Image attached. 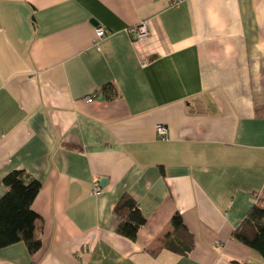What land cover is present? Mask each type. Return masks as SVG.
<instances>
[{"label": "crops", "instance_id": "crops-1", "mask_svg": "<svg viewBox=\"0 0 264 264\" xmlns=\"http://www.w3.org/2000/svg\"><path fill=\"white\" fill-rule=\"evenodd\" d=\"M176 1L0 0V198L25 169L45 221L37 252L0 264H264L233 236L264 207V0ZM125 192L148 218L137 240L116 232ZM176 212L187 256L161 242Z\"/></svg>", "mask_w": 264, "mask_h": 264}, {"label": "trees", "instance_id": "trees-1", "mask_svg": "<svg viewBox=\"0 0 264 264\" xmlns=\"http://www.w3.org/2000/svg\"><path fill=\"white\" fill-rule=\"evenodd\" d=\"M97 95L111 100L118 95V91L113 83H106ZM3 184L6 192L0 198V249L23 242L32 255L42 246L41 235L45 221L33 209L42 183L25 169H14L3 177ZM114 213L119 219L116 232L137 240L140 229L148 221L138 201L125 192L117 201ZM169 225L170 231L161 239L163 246L174 253L189 255L194 247L195 237L185 225L181 212L172 215ZM233 236L264 257V207L255 203L234 230ZM233 262L252 264L247 261Z\"/></svg>", "mask_w": 264, "mask_h": 264}, {"label": "built area", "instance_id": "built-area-1", "mask_svg": "<svg viewBox=\"0 0 264 264\" xmlns=\"http://www.w3.org/2000/svg\"><path fill=\"white\" fill-rule=\"evenodd\" d=\"M177 0L176 2H178ZM127 32L136 40L146 37L149 34V24L147 21H141L133 26L127 28ZM110 33V30L99 26L96 28V38L94 39V45L99 46L100 42L104 39V37ZM97 95L92 94L86 97L88 102H92ZM156 134L159 139L165 140L168 138L169 130L168 127L163 124L159 123L156 126ZM101 186L99 184L96 185L95 191H100Z\"/></svg>", "mask_w": 264, "mask_h": 264}, {"label": "water", "instance_id": "water-1", "mask_svg": "<svg viewBox=\"0 0 264 264\" xmlns=\"http://www.w3.org/2000/svg\"><path fill=\"white\" fill-rule=\"evenodd\" d=\"M91 23H92L94 26H99V22H98L95 18L91 19ZM106 180H107L106 178H103V179L101 180V182H102V183H105Z\"/></svg>", "mask_w": 264, "mask_h": 264}]
</instances>
